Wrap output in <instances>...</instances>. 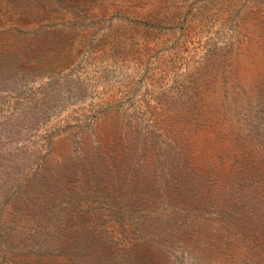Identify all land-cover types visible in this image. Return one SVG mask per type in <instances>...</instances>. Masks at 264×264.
Masks as SVG:
<instances>
[{"label":"rangeland","instance_id":"obj_1","mask_svg":"<svg viewBox=\"0 0 264 264\" xmlns=\"http://www.w3.org/2000/svg\"><path fill=\"white\" fill-rule=\"evenodd\" d=\"M0 264H264V0H0Z\"/></svg>","mask_w":264,"mask_h":264}]
</instances>
